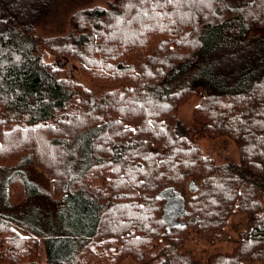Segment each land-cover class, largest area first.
<instances>
[{"label": "trees", "instance_id": "trees-1", "mask_svg": "<svg viewBox=\"0 0 264 264\" xmlns=\"http://www.w3.org/2000/svg\"><path fill=\"white\" fill-rule=\"evenodd\" d=\"M60 4L0 0V264H100L109 248L140 264H264V0H113L46 37ZM64 61L106 91L62 77ZM197 96L188 125L178 110ZM199 135L230 139L241 162L215 165ZM27 164L51 179V220L9 213L29 205ZM236 216L232 253L186 250L191 232L233 239Z\"/></svg>", "mask_w": 264, "mask_h": 264}, {"label": "rangeland", "instance_id": "rangeland-1", "mask_svg": "<svg viewBox=\"0 0 264 264\" xmlns=\"http://www.w3.org/2000/svg\"><path fill=\"white\" fill-rule=\"evenodd\" d=\"M112 1L113 0H61V4L58 7V10L55 15L51 19L46 20V22L41 24L43 25V34L44 36L49 38L55 36H62L64 34L67 35L71 30V18L74 14H76L80 10H87L99 6L106 7L108 3ZM254 18L257 19V17L255 16ZM49 55L50 53L45 51L42 54V60L44 62H47ZM56 67H58L57 70L62 69V71H64L62 77L73 83L81 84L83 87H85V89L93 91L97 95H100L104 91H106V88L102 86H94L88 79H86L81 73L79 64L77 62H57L54 64V68ZM199 103L200 99L197 96L193 100H190L186 104L182 105L178 110L177 116L179 120L183 121L188 125H193L194 111ZM260 106L258 105L257 109L260 110V112H264V105L260 104ZM260 118L261 117H257V121ZM198 144L201 146L204 153L214 161L215 165L231 167L236 166V164H239L242 160L237 145L228 138L220 137L212 139L204 135H199ZM30 166L33 165L27 164L22 166L23 169L27 167V170H29V174L27 175V181L30 185V196L27 197L28 199L26 198L27 200L22 203L23 205L21 204L22 206H27V204L29 205L26 208L15 209L12 212L9 211V213H11L12 215H16L19 214L22 210L23 213H21L17 218L29 221H37L41 218L45 220H51L52 214L56 213L57 211L54 210V208H51V206L54 204L58 205L59 198L55 197L53 193L54 190L53 185L50 181L51 179L47 177L42 171ZM9 175L10 173H7V176ZM1 178L2 179H0V191L3 189L5 176ZM224 181L227 183L226 180H222L221 184L224 183V185H226ZM190 183H187L185 189L186 194H189L191 187L194 189V185L191 186ZM3 195L4 191L2 190V194L0 193V214L5 215L6 205L4 202ZM167 199L172 198L167 196ZM219 202L220 200L217 198L216 203L219 204ZM15 207L18 208L19 205ZM167 209L168 211L165 212L164 220L166 224L171 227L173 225L171 224V217L173 216L174 211L170 212L171 208L169 206H167ZM247 222L248 221L245 216H236L232 220L231 225L226 229L227 235L233 236V239L231 240H225V238L222 237L212 243L213 240L199 238L197 234L191 232L192 234L187 236L189 242L185 248L186 250L192 253V256H194L198 261L201 262H206L209 258L215 257L216 255L223 256V254L232 253L233 249L237 246L239 237L238 234L240 231L245 229ZM104 251L105 253H109L110 257L106 261L103 257H99L100 264H106L105 262H110L112 260L114 261V257L119 259L117 262H115V264H140V262L133 261L134 258L132 256L134 255L130 256L129 254H122L120 256L121 252L114 253V248H109L107 251ZM40 258L41 260L44 259L43 257Z\"/></svg>", "mask_w": 264, "mask_h": 264}, {"label": "water", "instance_id": "water-1", "mask_svg": "<svg viewBox=\"0 0 264 264\" xmlns=\"http://www.w3.org/2000/svg\"><path fill=\"white\" fill-rule=\"evenodd\" d=\"M57 69H58V67L54 68V70H57ZM191 186H192V184H191ZM190 189H191V190H193V188H192V187H191Z\"/></svg>", "mask_w": 264, "mask_h": 264}]
</instances>
